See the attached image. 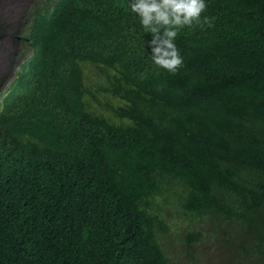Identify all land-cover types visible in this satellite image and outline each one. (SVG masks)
<instances>
[{"label": "trees", "instance_id": "obj_1", "mask_svg": "<svg viewBox=\"0 0 264 264\" xmlns=\"http://www.w3.org/2000/svg\"><path fill=\"white\" fill-rule=\"evenodd\" d=\"M42 2L2 77L0 264H170L165 195L264 264V0H206L175 73L127 0Z\"/></svg>", "mask_w": 264, "mask_h": 264}, {"label": "clouds", "instance_id": "obj_2", "mask_svg": "<svg viewBox=\"0 0 264 264\" xmlns=\"http://www.w3.org/2000/svg\"><path fill=\"white\" fill-rule=\"evenodd\" d=\"M16 4L17 12H14L15 15L12 18L16 21L17 31L10 35H16V37L11 38L6 35L0 47V50L7 52V66L11 58L10 51L21 50L20 45L22 46L24 40H18V37L25 35L21 30H26L31 25L36 13L42 11L43 2L42 0H16ZM205 8L206 0H127L128 11L137 16L142 30L150 36V39L146 41L145 49L150 50L148 54L152 64L169 73L177 72L183 65V57L175 43L178 33L184 28L199 24ZM0 18L4 20L2 14ZM7 38L11 41L6 48L4 40ZM1 82L3 83L2 77ZM6 84L3 83V85Z\"/></svg>", "mask_w": 264, "mask_h": 264}, {"label": "rangeland", "instance_id": "obj_3", "mask_svg": "<svg viewBox=\"0 0 264 264\" xmlns=\"http://www.w3.org/2000/svg\"><path fill=\"white\" fill-rule=\"evenodd\" d=\"M16 0H0V14L5 20V35L10 36L17 31L16 21L13 20L14 12H17ZM16 20V19H15ZM7 48L10 38L4 40ZM28 43L23 41L22 46L16 54V61L21 64L27 57L25 49ZM8 55L3 49L0 50V90L4 91L6 86L14 78V73L7 74L10 78L6 85L1 82V77L6 73ZM166 195L158 200L160 209L166 213L165 221L170 230L165 235H159L158 241L162 252L169 259L170 264H230L235 260L240 252L234 245L228 244L225 239L228 235L236 231V227L227 226L226 223L218 226L212 222L215 221L209 217L195 218L191 220L190 216L178 207L167 205L164 201ZM228 233H224L225 231ZM187 231L198 233L197 240L192 247H189L185 241L184 234ZM239 263H243L241 258Z\"/></svg>", "mask_w": 264, "mask_h": 264}]
</instances>
